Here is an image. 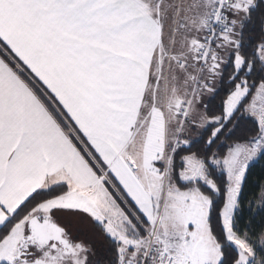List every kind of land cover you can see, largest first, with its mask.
Segmentation results:
<instances>
[{
	"label": "snow or ice",
	"instance_id": "snow-or-ice-1",
	"mask_svg": "<svg viewBox=\"0 0 264 264\" xmlns=\"http://www.w3.org/2000/svg\"><path fill=\"white\" fill-rule=\"evenodd\" d=\"M0 264H264V0H0Z\"/></svg>",
	"mask_w": 264,
	"mask_h": 264
},
{
	"label": "trees",
	"instance_id": "trees-1",
	"mask_svg": "<svg viewBox=\"0 0 264 264\" xmlns=\"http://www.w3.org/2000/svg\"><path fill=\"white\" fill-rule=\"evenodd\" d=\"M208 101L210 102L209 103L210 108L215 109L220 104V97H216L214 100L209 98ZM257 171H258V169H257ZM255 179H256V177L254 176L253 181H255Z\"/></svg>",
	"mask_w": 264,
	"mask_h": 264
},
{
	"label": "rangeland",
	"instance_id": "rangeland-1",
	"mask_svg": "<svg viewBox=\"0 0 264 264\" xmlns=\"http://www.w3.org/2000/svg\"><path fill=\"white\" fill-rule=\"evenodd\" d=\"M209 98H206V100H208Z\"/></svg>",
	"mask_w": 264,
	"mask_h": 264
}]
</instances>
